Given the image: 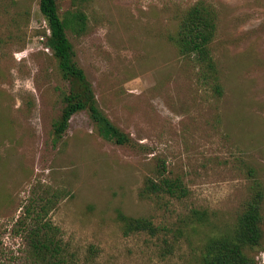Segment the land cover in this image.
I'll use <instances>...</instances> for the list:
<instances>
[{"label": "rangeland", "instance_id": "obj_1", "mask_svg": "<svg viewBox=\"0 0 264 264\" xmlns=\"http://www.w3.org/2000/svg\"><path fill=\"white\" fill-rule=\"evenodd\" d=\"M38 1L0 0V264H40L15 224L37 187L62 194L50 218L76 264H198L256 184L264 245V0H201L217 13L221 95L170 40L200 0H57L61 16L86 14L83 31L67 30L74 59L133 146L102 137L84 110L53 142L68 82ZM160 160L183 179L186 197L143 194ZM194 208L207 220L194 223ZM119 212L150 218L156 232L124 234ZM257 249L248 252L264 264Z\"/></svg>", "mask_w": 264, "mask_h": 264}, {"label": "trees", "instance_id": "obj_2", "mask_svg": "<svg viewBox=\"0 0 264 264\" xmlns=\"http://www.w3.org/2000/svg\"><path fill=\"white\" fill-rule=\"evenodd\" d=\"M38 9L49 29L46 44L57 59L62 78L68 82L60 114L52 122L53 142L58 143L63 138L71 116L84 110L102 137L120 145L133 146L130 135L115 125L100 108L91 82L74 59L67 30L77 33L83 31L86 14L81 10H66L61 16L57 0H39ZM216 21L217 13L213 6L197 1L180 17L170 40L180 55L194 63L200 79L213 93L221 95L223 89L219 82V67L211 48L216 35ZM157 166L154 176L146 177L143 194H167L177 199L189 194V189L180 176L166 173L163 160ZM31 193L15 223L20 231L19 235L26 242L28 257L40 264H76L73 254L65 246L61 228L50 218V212L62 194L48 187H37ZM262 201L263 192L256 184L231 231L218 233L206 240L198 264H257L254 258L256 253L251 255L248 250L258 248L257 252L264 246ZM190 217L194 223L208 218L206 210L197 208L191 210ZM117 218L124 234L140 231L154 234L157 229L148 217H135L119 212Z\"/></svg>", "mask_w": 264, "mask_h": 264}, {"label": "built area", "instance_id": "obj_3", "mask_svg": "<svg viewBox=\"0 0 264 264\" xmlns=\"http://www.w3.org/2000/svg\"><path fill=\"white\" fill-rule=\"evenodd\" d=\"M48 34H49V29H48Z\"/></svg>", "mask_w": 264, "mask_h": 264}]
</instances>
